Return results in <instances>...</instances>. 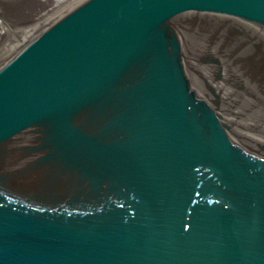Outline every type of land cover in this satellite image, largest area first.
<instances>
[{
	"label": "water",
	"instance_id": "water-1",
	"mask_svg": "<svg viewBox=\"0 0 264 264\" xmlns=\"http://www.w3.org/2000/svg\"><path fill=\"white\" fill-rule=\"evenodd\" d=\"M0 264H264V0H0Z\"/></svg>",
	"mask_w": 264,
	"mask_h": 264
}]
</instances>
